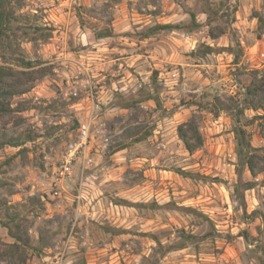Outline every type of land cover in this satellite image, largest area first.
<instances>
[{"label": "rangeland", "instance_id": "rangeland-1", "mask_svg": "<svg viewBox=\"0 0 264 264\" xmlns=\"http://www.w3.org/2000/svg\"><path fill=\"white\" fill-rule=\"evenodd\" d=\"M8 9L0 66L34 81L0 121V134L23 143L0 149V250L14 242L5 228L14 219L32 247L25 264H52L60 247L64 264H153L155 250L158 264H264V0H11ZM191 13L193 30L149 34L191 26ZM247 94L260 109L240 123L259 150L244 209L233 131ZM189 121L204 140L193 154L177 134ZM84 122L94 164L77 163L54 196V172Z\"/></svg>", "mask_w": 264, "mask_h": 264}, {"label": "trees", "instance_id": "trees-1", "mask_svg": "<svg viewBox=\"0 0 264 264\" xmlns=\"http://www.w3.org/2000/svg\"><path fill=\"white\" fill-rule=\"evenodd\" d=\"M11 0H0V49L4 48L9 40L8 30L12 25L13 15L10 13L8 7ZM191 26H181V25H157L150 30V35H154L160 31L172 32L178 30H193L198 27L196 23V16L191 13ZM259 28L264 30V18L258 17ZM112 33H97L96 37L101 39L105 37H111ZM213 50L210 47L205 48V54L211 53ZM18 61V60H17ZM21 62L20 66L25 69H31L34 67V63L31 61H25L24 59L19 60ZM24 77H27L25 80ZM34 81V78L26 72L14 71L10 67L0 66V121L4 118H12L14 109L11 104V100L18 95H23L28 92L29 87L25 85ZM156 79L154 84H156ZM259 88H252L248 90L249 96H258ZM156 89H153V97L148 96L147 100L154 99V94ZM245 98L243 102V107L239 109V112L235 115L236 125L234 128V136L236 140V158L237 162L235 164L237 183L234 187V193L237 196L238 201L245 209V195L244 193L248 190H252L257 186L255 181H245L244 174L246 171L250 173L253 178L257 177V155L256 149L251 141L250 135L246 131L245 127L241 125V116H244L245 110H258L260 106L258 103L253 104L252 100ZM218 116L219 112L214 113ZM177 134L180 141L183 143L185 149L189 154H193L199 150L204 145L203 136L194 121L185 122L179 125L177 129ZM23 143L16 137L8 136L5 134H0V149L9 146L18 148L21 147ZM181 175L192 176L191 173H185L184 171H178ZM14 219H11L10 224L5 223V228L8 229V235L14 240L11 244L2 245V250H0V262H7L8 264H25L28 258L27 251L31 250L32 247L29 245L24 236L21 226L14 223ZM185 240L193 239V235L184 236ZM156 244L162 248V244L155 239ZM185 244L171 245L169 250H182L185 249ZM157 250L153 254V264H158L160 257L156 255Z\"/></svg>", "mask_w": 264, "mask_h": 264}, {"label": "built area", "instance_id": "built-area-1", "mask_svg": "<svg viewBox=\"0 0 264 264\" xmlns=\"http://www.w3.org/2000/svg\"><path fill=\"white\" fill-rule=\"evenodd\" d=\"M173 76H176L174 74ZM90 126L87 122L80 123L78 129V135L76 140L72 141L63 155L60 165L54 172L52 179L54 196L60 197L59 188L64 180H72L74 167L77 163H80L83 170L90 169L94 164L92 144H91ZM83 211V207H79L77 210L76 218H79L80 213ZM77 221V220H76ZM73 229L70 231L67 240L63 242V246H69L73 239ZM58 249V248H57ZM65 249L60 247L57 254L52 261V264H64L65 261Z\"/></svg>", "mask_w": 264, "mask_h": 264}, {"label": "crops", "instance_id": "crops-1", "mask_svg": "<svg viewBox=\"0 0 264 264\" xmlns=\"http://www.w3.org/2000/svg\"><path fill=\"white\" fill-rule=\"evenodd\" d=\"M80 164V163H79ZM80 168V166H78V169ZM263 193H264V187H263V191H262Z\"/></svg>", "mask_w": 264, "mask_h": 264}]
</instances>
